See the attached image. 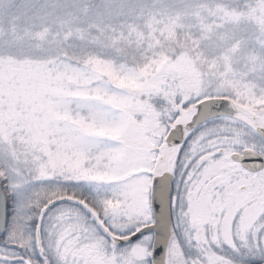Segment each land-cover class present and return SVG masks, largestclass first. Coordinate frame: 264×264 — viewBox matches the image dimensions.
Returning <instances> with one entry per match:
<instances>
[{
  "label": "snow or ice",
  "instance_id": "obj_1",
  "mask_svg": "<svg viewBox=\"0 0 264 264\" xmlns=\"http://www.w3.org/2000/svg\"><path fill=\"white\" fill-rule=\"evenodd\" d=\"M0 264H264V0H0Z\"/></svg>",
  "mask_w": 264,
  "mask_h": 264
}]
</instances>
